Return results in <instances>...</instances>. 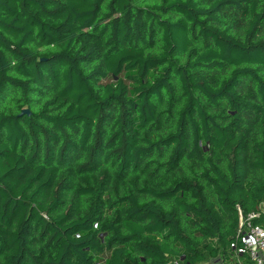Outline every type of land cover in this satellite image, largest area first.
Wrapping results in <instances>:
<instances>
[{
  "label": "trees",
  "instance_id": "1",
  "mask_svg": "<svg viewBox=\"0 0 264 264\" xmlns=\"http://www.w3.org/2000/svg\"><path fill=\"white\" fill-rule=\"evenodd\" d=\"M263 204L264 0H0V264H250Z\"/></svg>",
  "mask_w": 264,
  "mask_h": 264
},
{
  "label": "built area",
  "instance_id": "2",
  "mask_svg": "<svg viewBox=\"0 0 264 264\" xmlns=\"http://www.w3.org/2000/svg\"><path fill=\"white\" fill-rule=\"evenodd\" d=\"M261 213L264 216L262 211ZM260 216L259 213H251L245 218L241 216L239 218L240 230L243 229L245 235L243 250L250 264H264V226L255 223ZM167 264L180 263L177 260H171Z\"/></svg>",
  "mask_w": 264,
  "mask_h": 264
},
{
  "label": "rangeland",
  "instance_id": "3",
  "mask_svg": "<svg viewBox=\"0 0 264 264\" xmlns=\"http://www.w3.org/2000/svg\"><path fill=\"white\" fill-rule=\"evenodd\" d=\"M261 211L264 212V204L261 206ZM233 255V259L234 260H231L228 264H235V262L237 261V256L234 254V252L232 253Z\"/></svg>",
  "mask_w": 264,
  "mask_h": 264
},
{
  "label": "crops",
  "instance_id": "4",
  "mask_svg": "<svg viewBox=\"0 0 264 264\" xmlns=\"http://www.w3.org/2000/svg\"><path fill=\"white\" fill-rule=\"evenodd\" d=\"M264 213V212H263Z\"/></svg>",
  "mask_w": 264,
  "mask_h": 264
}]
</instances>
